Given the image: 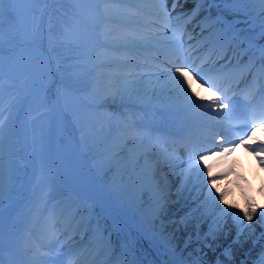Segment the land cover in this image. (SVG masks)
<instances>
[{"label": "bare ground", "instance_id": "obj_1", "mask_svg": "<svg viewBox=\"0 0 264 264\" xmlns=\"http://www.w3.org/2000/svg\"><path fill=\"white\" fill-rule=\"evenodd\" d=\"M154 1L162 3L164 9L170 5L165 3L166 0ZM250 1L257 7H264V4H261L260 0ZM171 2L172 1L170 0V3ZM193 2L194 0H180V5L174 13L168 14L165 23L169 26L172 24L176 25L179 20H181L180 16L182 13L191 9ZM132 40L133 39L130 38V41H128L124 36V41L117 42L116 44L123 45L134 43ZM149 43L150 41H147L145 45ZM125 57L131 58L130 53H126ZM113 62L121 63L119 60H114ZM124 63L125 67H129V63L135 67L141 65L138 62H134L133 60L129 61L127 59H124ZM40 70L43 72V75L37 79V72H40ZM51 72H53V69L48 52L42 46H39V48L24 46L16 52V55L12 59L0 64V87L7 79L21 81L33 77L30 89L31 95L27 105L30 109L40 98L43 90V83ZM160 76H162V78L158 83V89L156 91H149V83L140 84L134 87L126 95L115 96L114 94H110L109 99L106 101L114 102V105L116 103L122 105L123 103L128 104L130 102L149 103L148 101L153 100V98L159 93V88L164 85L166 81L167 90H169V92H167L165 99L171 100L175 104L183 103L186 100V97L178 98V96H174L175 90H172L174 84L171 81V78L174 76V73L165 72ZM109 78H112L111 74H109ZM150 83H153V81ZM111 91L112 90H110V92ZM7 96H9V94H6V97ZM6 104L7 103H5V105ZM2 106H4V104ZM54 108L56 125L58 117L62 115L60 102L57 101ZM25 115L26 113L23 114V116ZM23 127L25 128L24 131L27 130V121H25V123L23 122ZM58 131H60V129L56 128L54 133L55 141L53 140L56 157L59 164L66 168V171H71L73 168L67 163L61 153V149L58 148V150H56V135ZM125 136L126 135L119 136V145L115 149V154L118 157L123 155L128 157L129 164L132 165V172L126 178V187H128L127 192L125 193L124 191L125 186L122 189H118L116 191L115 200H117L120 205L118 207L122 208L120 210L121 215L128 220L129 225L127 229H130L131 232L141 230L144 231V234L155 233V241L147 246L150 250L155 248L159 255L162 253L166 256L167 262L164 261L162 264H194L196 261H199V264H207L204 259H200L195 246L191 245L188 249L182 250L184 244L192 242L195 233L202 234L209 226L210 221L215 219V217L211 219L207 217V200L203 202L202 206V201L193 203L192 199L185 203V197L188 193L194 171L189 174L187 168L183 166L182 161L178 157L174 154L162 151L158 147L150 144L144 138L135 139V133H128L130 140H126ZM100 139L102 141L101 146L104 147L102 140L104 138L101 137ZM122 145L123 149L121 148ZM24 147L25 149L23 150L30 159L31 157L28 152L29 145H25ZM158 160H160V162ZM34 173L35 169L31 168L28 177L23 184L24 195L27 192V185H29L34 177ZM66 174H68V176ZM65 176L72 177L75 175L71 172H67L65 173ZM202 177L203 176L200 178ZM72 181L74 182L72 185H76L77 188H80L78 187L77 180L73 178ZM228 186H231L230 183H225L224 185L220 184L218 188L219 190L223 189L222 191H224ZM88 187L93 188V185L91 184ZM215 191L216 189L213 188V193ZM161 192L164 195V202L163 207L158 209L159 194ZM90 193L94 196H98L95 188ZM205 193L206 192L204 191V194ZM21 201L22 199L16 206L6 205L0 210V213L5 220L4 224L0 226V242L2 244L8 243L9 241L7 227L11 218L21 210ZM228 202L229 205H235L237 207V198H235L233 194L229 196ZM112 209L114 210L113 206ZM222 209L223 207L220 210ZM187 210L191 212L192 215H187ZM236 210L237 208H235L233 212L235 213ZM203 217L204 220L202 221ZM230 217V212L227 209L226 219L223 221L222 225L217 226V228L220 229L215 232V234L213 233L215 241H217L218 244H225L233 237L234 224L230 223ZM126 226L127 224H125V227ZM260 231L259 218L254 216L251 222H248L246 218L243 219L242 231L240 233V245L236 246L237 244H235L230 248L231 253L235 257L234 264H240V260L244 256L245 251L251 246L252 241ZM84 241L85 240L80 243ZM92 246L99 247L94 259V264H110L115 260V254L106 250L100 237L92 244ZM166 251L169 255L165 253ZM107 258L110 259V262L105 261ZM157 261L160 263L162 262L160 259ZM136 262L137 264H145L144 258L138 255L136 256ZM127 264L130 263L128 262ZM151 264L158 263L151 262Z\"/></svg>", "mask_w": 264, "mask_h": 264}, {"label": "rangeland", "instance_id": "obj_2", "mask_svg": "<svg viewBox=\"0 0 264 264\" xmlns=\"http://www.w3.org/2000/svg\"><path fill=\"white\" fill-rule=\"evenodd\" d=\"M75 1L78 3H88V5L92 6L93 8H95L97 5V0H75ZM47 2H48V0H42V2L37 3V4L19 3V4L15 5V7H17L18 9L24 10L21 13V15L24 16L27 20L31 21L33 19V17H35L37 22L41 23L43 25L44 12L46 11L45 5ZM94 13L95 12L92 11L91 16H94ZM67 16H69V15H67ZM62 26L67 32L70 31L69 20L65 19L63 21ZM8 34H9V24L6 27V32H5L7 41H5V43H4V41L0 42V49L3 46L6 48L5 50L2 51V57H4L3 59H6L7 61L10 59L9 58L10 53L12 51H16L18 48H20V46L21 47L30 46L33 48H37L39 45H41L42 40H43V37H42V39L36 40V41H31L29 39L27 42L20 44L19 37H18L16 41H14L12 44H10L9 39H8ZM17 45H19V47H17ZM39 75H40V73L37 76H39ZM53 78L51 79L50 84L53 82ZM100 82L101 81L99 80L98 88L100 87L101 91H102V89L107 91V96H109L110 88L108 87L107 84H105V86H102V84H100ZM30 83H31L30 78L27 80H23V81H13V80L8 79V80H5L2 84V86L0 87V89H1V91H0V103L4 101L5 93L9 94L8 91H10L12 94L10 103H13V101L16 99L15 108H13L11 111V117H12V114H13V116H21L22 110L26 105V103L23 100L24 95L25 96L27 95V98L30 95ZM105 88H107V89H105ZM19 105H21V106H19ZM38 105L39 106H37L35 110L38 112L36 114H39V115L35 119H33L34 117L31 118V126L33 127V130H35L38 126H41L40 131H41V138L42 139H40V141L44 142V145L42 146V151L40 152V154L44 160H47V159L49 160L51 158V156L53 155L52 150H51L52 105L50 104V101L46 98L42 101V103H39ZM11 117L9 118L7 125L5 127V132L7 131V134L2 137L1 142H0V153H3L4 150L10 149V148H8V145H6V141L9 138L12 139L13 134H14V129L12 128ZM66 121H67V126L71 131H72L73 126L76 127V125L77 126L84 125V121L81 119V117H78L77 119H76V116L75 117H69V118H66ZM106 134L107 133H105V135ZM69 140H70V142H73L71 144L74 148H76L75 142H74V137L70 136ZM85 140L90 141L91 137H85ZM67 141H68V136H67V134H65L63 137V143L68 148L70 143H69V141L68 142ZM76 150H72L71 156L70 155L69 156L75 160V161H73V165H75V163L77 161V165L82 166L81 168H82V171L84 172V167H83L84 159L82 157H80L78 160H76V158L82 152H87V150H82V149H77V148H76ZM3 175L4 174L0 169V179L3 178ZM2 193H3V189H0V194H2Z\"/></svg>", "mask_w": 264, "mask_h": 264}, {"label": "snow or ice", "instance_id": "obj_3", "mask_svg": "<svg viewBox=\"0 0 264 264\" xmlns=\"http://www.w3.org/2000/svg\"><path fill=\"white\" fill-rule=\"evenodd\" d=\"M42 2V0H0V42L4 39V23L7 20L9 24V34L8 39L9 43L12 44L14 41L17 40L19 37L20 44H23L24 42H27L29 39L31 41L40 40L43 37V29L42 24L38 23L35 17L31 21L27 20L24 16L21 15V13L24 10L18 9L15 7V5L19 3H31V4H37ZM227 2V0H225ZM261 4H264V0H260ZM19 47V45H17ZM16 55L15 51H12L10 53V59L12 56ZM0 59H2V49H0ZM175 72L180 73V76H173L172 78L178 83L181 91L183 92L184 96L187 98V100L192 104L200 108L208 107L210 108L211 105H197V101L193 99V96L197 95L196 93H191V80H192V73L187 71V68L192 67V65H184V64H177L174 66ZM193 71L197 73L198 76H200L201 80H204V76L200 73L199 68H193ZM183 77V79L181 78ZM204 83H210L208 80H204ZM203 87V85H201ZM216 85H213L215 87ZM191 93V94H190ZM215 103V101H213ZM221 106H226L224 104H221ZM257 126L255 122L253 123V128ZM251 131V129L249 130ZM230 144L233 146L231 148H224V152L234 151L235 146L234 142L229 141ZM264 150V149H261ZM203 151H210V149H203L201 150V154L199 155V158H197V154L195 152V149L192 150L190 156H189V164H188V173L191 174L193 169H195L196 174L203 176L205 178L206 182H210L209 178L211 177V167H208L207 174H205V169L202 166L204 155L202 154ZM264 163V160L261 161ZM208 195L212 197L213 199H216L215 194L212 192L211 188L208 189ZM219 200L223 202L224 200V194L221 193L219 196ZM164 202V195L161 192L159 194V204L158 209L163 207ZM224 211H227L225 209ZM243 211V217L241 219L246 218L247 220L251 221L256 214V207L254 205H250L248 208L241 210ZM235 216L240 217V213H234ZM0 264H3V261L0 260ZM194 264H199V261L194 262Z\"/></svg>", "mask_w": 264, "mask_h": 264}]
</instances>
